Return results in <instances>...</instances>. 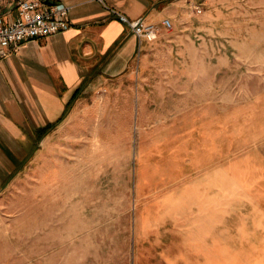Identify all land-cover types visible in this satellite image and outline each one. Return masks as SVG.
Masks as SVG:
<instances>
[{"label":"rangeland","instance_id":"1","mask_svg":"<svg viewBox=\"0 0 264 264\" xmlns=\"http://www.w3.org/2000/svg\"><path fill=\"white\" fill-rule=\"evenodd\" d=\"M20 1L0 0V17ZM165 17L172 28L158 22L159 38L140 43L125 77L82 85L70 101L68 113L81 105L70 127L61 125L67 113L42 135L26 105L21 136L2 140L0 264H188L189 243L169 226L159 237L140 233L145 200L137 191L147 181L140 176L148 166L140 156L146 131L178 121L179 109L199 100L234 109L236 167L264 164V0H182ZM185 58L206 64L192 79L199 96L183 89L194 74L177 71L195 68L180 65ZM251 172L236 178L233 206L235 222L249 224L208 243L209 257L192 264H264V177ZM248 179L257 191L250 195L238 188Z\"/></svg>","mask_w":264,"mask_h":264},{"label":"crops","instance_id":"2","mask_svg":"<svg viewBox=\"0 0 264 264\" xmlns=\"http://www.w3.org/2000/svg\"><path fill=\"white\" fill-rule=\"evenodd\" d=\"M46 1L71 7V27L53 36L25 42L18 50L0 56L1 145L2 140L17 139L23 133L26 105L34 109V122L40 131L62 117L82 85L91 81L97 86L126 76L123 72L138 55L140 41L113 11L131 20L146 17L148 22L159 26L162 18V21L169 18L165 16L170 15L172 5L182 0ZM9 15L15 16L16 10ZM178 62L195 67L194 71L177 72L179 76L182 72L183 76L194 74L183 89L191 96H199V91L193 88L201 74L195 75L199 71L197 66L206 64L198 58ZM204 92L212 95L211 91ZM199 101L193 107L179 109L182 115L178 121H163L146 131L140 156L148 166L140 176L147 181H143L145 187L139 184L137 191L139 200H145L138 215L140 233L159 237L158 229L169 226L170 235L178 234L189 243L188 264L204 253L209 257L212 246L208 243L222 240L220 235L233 234L235 225L249 224L247 220L235 222L240 217L233 208L236 178L255 177L251 172L254 169L264 177V164L250 169L236 167L234 109L204 100L197 104ZM187 104L188 101L185 108ZM76 106L62 126L68 128L76 119L81 105ZM144 110L149 113L148 105ZM259 161L264 162V157ZM254 186L248 179L240 181L238 188L250 195L257 192ZM259 192L264 193V187ZM166 234L157 239L165 240Z\"/></svg>","mask_w":264,"mask_h":264},{"label":"built area","instance_id":"3","mask_svg":"<svg viewBox=\"0 0 264 264\" xmlns=\"http://www.w3.org/2000/svg\"><path fill=\"white\" fill-rule=\"evenodd\" d=\"M198 11L202 13L199 8ZM70 12L71 7L63 3L21 0L17 5L15 16L6 14L0 17V56L9 55L11 51L18 50L30 40L67 31L71 27ZM113 12L128 25L140 43L154 42L159 38L160 27L158 25L148 23L142 17L131 20L117 11ZM162 26L166 29L172 28L171 19H164Z\"/></svg>","mask_w":264,"mask_h":264},{"label":"trees","instance_id":"4","mask_svg":"<svg viewBox=\"0 0 264 264\" xmlns=\"http://www.w3.org/2000/svg\"><path fill=\"white\" fill-rule=\"evenodd\" d=\"M76 96H77V94L75 95V97L73 98V100H75ZM71 105H72V104H71V102H70V103L67 105V108H66V110H65V112H64V114H63V116H62L60 119H58L57 122L48 124L47 126H45L42 130H40V131H38V132H39V133H42V135H46V134H48L49 132H51L54 128H56V126H57L61 121L64 120L65 116L67 115L68 111L70 110L69 108L71 107Z\"/></svg>","mask_w":264,"mask_h":264}]
</instances>
